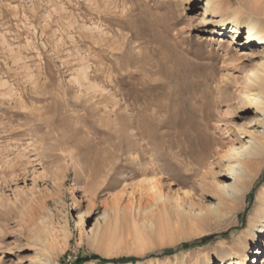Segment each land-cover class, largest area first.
Wrapping results in <instances>:
<instances>
[{
	"label": "rangeland",
	"instance_id": "rangeland-1",
	"mask_svg": "<svg viewBox=\"0 0 264 264\" xmlns=\"http://www.w3.org/2000/svg\"><path fill=\"white\" fill-rule=\"evenodd\" d=\"M207 1L0 0V264H31L44 224L68 234L55 238L52 264H207L246 234L264 166L231 225L158 245L156 230L127 213L109 216L94 247L86 233L111 206L147 205L171 175L192 174L188 153H173L189 136L202 142L204 125L225 150L234 128L256 118L241 96L264 44L246 56L228 46L232 30L215 35ZM214 171L222 181L223 168ZM261 250L252 264H263Z\"/></svg>",
	"mask_w": 264,
	"mask_h": 264
},
{
	"label": "bare ground",
	"instance_id": "bare-ground-1",
	"mask_svg": "<svg viewBox=\"0 0 264 264\" xmlns=\"http://www.w3.org/2000/svg\"><path fill=\"white\" fill-rule=\"evenodd\" d=\"M232 1L229 0V2ZM237 1L240 4L239 7L229 11L219 0H208L205 12H211L215 18L220 19L218 22L221 29H215V35L224 38L223 31L231 28V37L233 38H224L223 41L228 46L239 45L237 49L246 56L250 54L254 46L264 44V0ZM248 4L252 5L250 12L245 9ZM243 17H247L246 23ZM246 73L248 75L247 88L244 96H241L245 101L242 106L245 111L253 112L256 118L236 126L232 132L235 135L233 138L225 131L224 138L229 136L232 138L229 148L225 150L221 148L220 141L210 137L211 127L207 124L200 131L203 136L200 144L192 136H189V143L185 148L174 152L173 157L178 158L183 153H188L187 156L190 157V163L194 166V172L185 175H171L172 180L167 187L162 181L163 185L158 186L160 191L153 194L152 200L147 205H132L125 209L117 205L111 206V209L102 214V218L105 219L104 223L99 218L97 224L86 232L88 243L92 247L104 232L110 231L113 219L111 217L117 219L120 214L129 213L133 221L138 219L149 223V228L156 230L160 235L161 243H157L158 245H166L191 237L195 233L205 232L210 228L206 226L213 222L216 223V226L210 230L234 223L233 216L242 208L247 190L264 166V60L253 68H248ZM252 107L253 109H250ZM248 124L250 125L248 126ZM215 146L216 148H214ZM215 165L220 170L222 168L224 170V172H219L223 177L222 181L215 179ZM151 169L157 170L159 167L152 166ZM192 176H200V179L196 180L197 186H190L188 178ZM206 188L217 192L218 199L216 201L204 203L201 200L204 197H210L206 195ZM110 211L113 215L110 214ZM79 213L78 225L83 224L85 220L84 212ZM110 215L111 217H109ZM139 216H143V219H139ZM180 228L182 229L180 230ZM59 232L56 235L48 224H44L40 233L36 232L31 237L32 246L36 250L31 264H52L53 255L57 254L55 238L62 237L66 240L68 237L66 227H63ZM223 245H225V241H223ZM147 247L145 245L143 250ZM263 247L264 187L260 192L257 209L250 217L246 234L239 237L223 254H220L219 248H216L212 254H206L205 260L207 264H252L263 252L261 250ZM214 260L216 261L214 262ZM150 264H154V262H150ZM192 264H201V258H197Z\"/></svg>",
	"mask_w": 264,
	"mask_h": 264
}]
</instances>
